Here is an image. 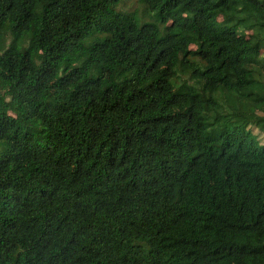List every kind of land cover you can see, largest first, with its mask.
<instances>
[{
    "label": "trees",
    "instance_id": "obj_1",
    "mask_svg": "<svg viewBox=\"0 0 264 264\" xmlns=\"http://www.w3.org/2000/svg\"><path fill=\"white\" fill-rule=\"evenodd\" d=\"M0 264H264V0H0Z\"/></svg>",
    "mask_w": 264,
    "mask_h": 264
},
{
    "label": "rangeland",
    "instance_id": "obj_2",
    "mask_svg": "<svg viewBox=\"0 0 264 264\" xmlns=\"http://www.w3.org/2000/svg\"><path fill=\"white\" fill-rule=\"evenodd\" d=\"M253 132L256 134V131H255V130H254ZM258 137H259V139H261L260 141H263V140H262V138H263L262 135H258Z\"/></svg>",
    "mask_w": 264,
    "mask_h": 264
}]
</instances>
